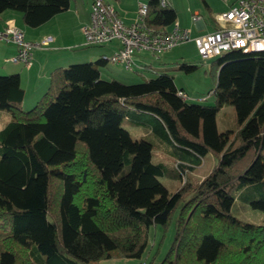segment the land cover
I'll use <instances>...</instances> for the list:
<instances>
[{"label": "trees", "instance_id": "obj_1", "mask_svg": "<svg viewBox=\"0 0 264 264\" xmlns=\"http://www.w3.org/2000/svg\"><path fill=\"white\" fill-rule=\"evenodd\" d=\"M69 4L0 0V14L18 11L37 28ZM145 4L155 31L176 22L170 3ZM107 63L55 68L28 110L19 75H0V110L10 114L0 129V264H152L143 262L149 230L165 228L177 209L173 243L156 264H264V224L231 214L235 197L264 213V53L229 50L213 59V105L187 102L166 70L138 84L104 80L99 67ZM224 105L236 128L218 132ZM124 119L153 140L133 139ZM156 141L179 176L207 153L217 162L201 181L169 192L159 181L166 166L151 161Z\"/></svg>", "mask_w": 264, "mask_h": 264}, {"label": "rangeland", "instance_id": "obj_2", "mask_svg": "<svg viewBox=\"0 0 264 264\" xmlns=\"http://www.w3.org/2000/svg\"><path fill=\"white\" fill-rule=\"evenodd\" d=\"M89 1L90 0H70L69 11L66 12L65 21L62 22L56 17H54V21H57V25L61 26V28L65 32H71L72 28L76 27V24L79 20L77 11H79L80 14L86 15L88 12L87 8ZM233 1L234 0H170L171 5L176 11L177 18L178 21H180L181 26L183 27L185 26L184 24H186V27L190 28L192 33H194L196 30L195 23L192 21V15L195 12L200 14L203 25H211L213 24V17L218 12L220 13L221 11L223 12L227 10L229 4ZM123 3L125 8L124 10L127 13V16L131 17L136 12V19V0H125ZM72 14L74 15L72 16ZM191 41L192 40L179 44L172 50L167 51L166 54L164 53L159 57H155L154 55L150 56V54L143 52V56L146 59V62L143 59L142 61H144L147 66H136L133 69L129 70L125 69L122 65L112 64L111 62H108L106 68L105 66L99 67L101 76L104 80L112 79L110 73L111 70L114 72H119V81L125 84H138L143 82L145 79L154 78L157 73L166 70L173 77L175 86L177 88H182L186 93L188 98L187 102L213 105L214 96L210 94V92L215 87V77L210 70V64L216 57L211 59H202L198 55L194 43ZM1 42L5 43L4 40H0V44ZM107 45L110 46V43L79 48L73 46L74 48H71L70 50H68V47V49L65 48L64 50L63 47L61 51H64V54L65 56H67V58L63 60L62 67H68L70 65L80 64L83 62H95L103 53L106 56L102 57H108L112 54L108 55ZM35 56H37L38 60L43 59L41 52H35L34 58ZM7 63L13 64V62H10L8 59ZM34 63L35 62H33V64ZM183 63L187 65H194L196 66V69L192 72L187 73L184 70L180 69V65ZM15 68H17L14 71L15 73L20 72L21 69H23L24 73L27 70L26 66L25 68H21L20 66H17ZM1 72L3 71H0V75L2 74ZM47 85L48 81L42 87V91L40 95H38L39 97L43 94V88H46ZM26 88L27 100H33V84L28 85ZM39 97H37V99ZM35 102L36 101H34V103ZM28 103L26 99H23L21 104L23 110H28L34 105V103H31V101L29 103L30 105ZM8 116L10 117V114L7 111L0 110V128L5 124ZM216 126L218 132L230 131L236 128L231 106L224 105L218 110L216 114ZM122 127L128 131L133 139L145 136L141 134L143 132L142 126L132 125L130 120L128 119H124L122 121ZM144 138L148 140L150 138V140H153V138L150 136H145ZM151 161L154 164L161 163L166 166V172L162 177L159 178V181L166 187L169 192H174L181 186L184 181H189L192 183L201 181L202 178L210 172V170L213 168V165L216 164L217 159L215 156L207 153L204 156V159H202L200 166L195 167L192 171L185 170L179 176L174 167V159L168 154H165L156 141L153 143V147L151 149ZM231 214L243 222H248L255 225L264 224V213L252 208L249 202L244 198L235 197L234 202L231 206ZM177 215L178 209L173 213L169 224L165 228H162L160 226H152L150 228L148 245L143 257L144 263H147L148 260H152V264H156L160 262L162 258H164L174 240L176 230L175 222ZM136 262L137 260L126 258H117L108 261L109 264H136Z\"/></svg>", "mask_w": 264, "mask_h": 264}, {"label": "built area", "instance_id": "obj_3", "mask_svg": "<svg viewBox=\"0 0 264 264\" xmlns=\"http://www.w3.org/2000/svg\"><path fill=\"white\" fill-rule=\"evenodd\" d=\"M161 7L169 4L168 0H159ZM147 6L140 3L134 23L125 25L111 4L103 0H92L89 22L80 28L75 37L76 46L104 45L118 41L120 47L108 57L107 62L122 65L125 69L136 67L134 54L145 52L159 57L175 46L192 40L198 55L202 59H211L229 50L264 53V0H236L226 11L216 14V29L210 33L190 38L188 29L180 28L174 22L168 31H155L145 22ZM192 21L201 23L199 14L192 15ZM0 40L17 45V52L8 60L31 66L33 47H47L53 39L42 38L33 45L24 39V33L14 21L6 22L0 31ZM185 99V94L179 92Z\"/></svg>", "mask_w": 264, "mask_h": 264}, {"label": "crops", "instance_id": "obj_4", "mask_svg": "<svg viewBox=\"0 0 264 264\" xmlns=\"http://www.w3.org/2000/svg\"><path fill=\"white\" fill-rule=\"evenodd\" d=\"M91 1L92 0L89 1L88 8H87L88 12L86 15L80 14V12L77 11V16H79V20L76 24V27L72 28L71 32H65L61 28V26L57 25L58 22L54 21V17H56L57 19L64 22L65 18H66V12L69 11V8L67 9V11L55 15L49 21H47L46 23H44L43 25H41L37 28H29V27L23 25V23L21 21V14L15 10H5L0 14V31L5 29L7 21L12 20V21H14L15 25L19 29H21L22 32L24 33V39L33 45L39 43V41L42 38L47 37V36H51L53 39V42H51L47 47H43V48L33 47L31 49L32 60H31L30 68L26 67L27 70L25 73H24L23 69H21L20 72L17 73L19 75V78H20V85L24 90V98L23 99L24 100L26 99L27 103L28 102L30 103V101H31V103H34V101H37L41 97V96L39 97L38 95H40V93L42 91L41 89L44 86V84L47 81L49 83L50 72L52 70H54L55 68L62 67L63 60L67 58V56H65V54H64V51H61L63 47H64L63 48L64 50H65V48L66 49L69 48L68 50H70L71 48H74V47H77V48L88 47V46H76L75 37L77 35H79L80 28L89 22ZM103 1L105 3L111 4L114 7V9L117 11L119 17L121 18L122 22L125 25H130V24L134 23V21L136 20L135 19L136 12L131 17L127 16V13L124 10L125 8H124V3H123L125 0H119V1L103 0ZM147 1L148 0H146V1H143V0L137 1L136 0V3H135L136 11H137L138 5L140 3H146ZM168 1L171 5L170 0H168ZM225 1H227V0H225ZM234 2H235V0L229 4L228 8ZM171 7L174 9V7L172 5H171ZM62 14H64V15H62ZM70 14H69V16H70ZM197 14H199V13H197ZM217 14H219V12ZM73 15L74 14H72V16ZM199 16H200V14H199ZM201 20H202V18H201ZM176 22L180 28H184V29L189 30L191 39H193L197 36H200V35L210 33L212 31H214L217 27L216 23L214 22V17H213V24H211V25L210 24L209 25H207V24L203 25L202 22L201 23H195L194 22L195 27H196V30L194 33H192L190 28L186 27V24H184L185 26H183V27L181 26L180 21H178L177 14H176ZM44 26H46V27H44ZM42 28H44V29H42ZM167 29L170 30L171 26ZM199 33H201V34H199ZM119 47H120V44L118 41L110 43V46L107 45L108 55L112 54ZM17 48H18L17 45H15L14 43L6 42V41H5V43L1 42V44H0V71H3V72H1L2 73L1 75H7V74L15 73L14 71L17 69L15 67H17V66H20L21 68L22 67L25 68V65L22 63H13V64L7 63V59H9L10 57H12L16 54ZM59 51H61V52H59ZM35 52H41L43 59L38 60L37 56H35V58H34ZM165 54H166V52H165ZM102 56H106V55L103 53L99 57H102ZM142 59L145 60V62H146V59L143 56V52H136L134 54V61H135L136 66H143V65L147 66L146 63L144 61H142ZM33 62H35V63L33 64ZM106 66H107V64L105 65V68H106ZM10 71H12V72H10ZM99 72H100V70H99ZM110 73H111L112 79H117V80L119 79V77H120L119 72H114V71L110 70ZM100 77L102 78L101 72H100ZM30 84H33L34 99L33 100L29 99V101H28L27 97H26V92H27L26 87ZM47 86H46V88H43L44 91H46ZM44 91H43V93H44ZM37 97H39V98L37 99ZM9 120H10V117L8 116L5 124ZM142 129H143V132L141 133L142 135H145V136L149 135V130L147 128L142 127ZM203 159H204V157H203ZM175 163L176 162H174V165H175ZM196 167H198V166H196Z\"/></svg>", "mask_w": 264, "mask_h": 264}]
</instances>
